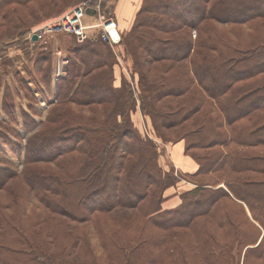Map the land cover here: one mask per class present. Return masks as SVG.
Here are the masks:
<instances>
[{
  "label": "trees",
  "instance_id": "1",
  "mask_svg": "<svg viewBox=\"0 0 264 264\" xmlns=\"http://www.w3.org/2000/svg\"><path fill=\"white\" fill-rule=\"evenodd\" d=\"M36 1L0 0L3 30L20 32L29 27L25 16L33 20L49 16L62 9L65 0ZM21 7L27 9L25 16ZM260 20H264V0H143L121 41L125 55L133 59L135 84L123 75L116 84L115 67L120 65L116 55L108 49V56H101L94 48L106 46L102 40L83 44L72 36L66 49V75L55 85L52 51L39 46L32 54L25 47L29 63L24 69L34 88L16 70L20 82L35 102L40 95L53 105L45 125L28 139L22 178L39 202L64 220L31 232L20 215L7 211L9 204L0 203V264H264V79L259 78L264 73V25L258 24ZM183 27L190 33L180 32ZM147 55L152 60L187 59L189 72L167 75L149 69ZM91 56L96 59L91 61ZM100 58L106 68L94 72ZM3 64L14 65L10 59ZM193 86L203 95L195 94ZM90 92L109 105L104 118H86L71 108L91 102L83 99ZM165 95L185 98L175 104L179 106L160 105ZM10 96L5 95L4 112L20 125ZM138 102L162 136L163 128H177L181 134L176 140H185L187 154L198 164L191 175L194 185L180 193L181 202L174 208L163 206L164 194L181 186L182 172L176 176L174 167L164 170L156 146L137 130L133 117ZM204 104L210 109L192 119ZM20 117L31 130L34 124L28 115ZM7 124L0 121L19 138L20 132ZM0 137L21 155L17 141L1 131ZM74 151L85 154L75 169L51 176L36 168L37 162ZM3 161L0 157V164ZM12 177L20 178L0 167V189ZM129 207H137L145 222L117 221L116 230L112 225L99 228L101 263L91 251L86 252V260L71 258L84 238L81 231L64 229V223L81 224ZM175 230L182 231L184 239Z\"/></svg>",
  "mask_w": 264,
  "mask_h": 264
},
{
  "label": "rangeland",
  "instance_id": "2",
  "mask_svg": "<svg viewBox=\"0 0 264 264\" xmlns=\"http://www.w3.org/2000/svg\"><path fill=\"white\" fill-rule=\"evenodd\" d=\"M64 1V0H63ZM68 1V2H67ZM65 0L62 5V9L55 11L53 14H50L49 16H43L39 20H33L32 18H29L25 16L27 14L26 8H20L22 11L23 16H25V21L29 24V27L22 29V31H18L13 28L3 30L2 26L0 25V75L2 76V85L0 88V121L4 122L7 121L8 127L17 129L21 136L19 138L15 137L9 130H5L2 126H0V131L5 134V136L9 137L10 139H13L14 141H17L18 144H20L21 147V155L16 154V151H11L3 142L0 137V145L2 146V150L0 151V157L4 160L3 163L0 164V167H3L5 170L11 173H16L19 175L20 178L12 177L6 179V186L5 188L0 189V203L1 205L9 204V208L7 211L9 212H15L17 215L22 218V221L24 224L28 225V228L31 230V232H35V230H42V228H45L46 226H58L56 225L57 222L60 220H64L63 217L57 216L53 213H50L44 206L39 202V199L35 196L32 190L23 182V170L25 166V148L28 143V139L31 135L38 132L43 124L45 125L47 118L50 114V109L52 108L53 103H47V105L43 102H35L33 98H31L29 95H27L28 91L25 88L24 85L20 82V77L17 74L16 70H19L25 77L28 75L25 73V67L28 65L29 60L27 59L25 55V47H28V49H31V53L33 54V49L39 47L35 46L32 47V42L30 40V35L33 32L34 29H37L42 25V23L48 19L55 18L57 16H60L64 11H66L68 8L75 6L76 4L85 1V0ZM103 8L102 11L104 15L106 16H114L110 11V8L105 5V0H102ZM40 0H37L36 3H39ZM109 10V11H108ZM25 11V12H24ZM116 18V17H115ZM89 20L92 22L95 21V18H90ZM258 24L264 25V20L258 21ZM133 26V25H132ZM132 28V27H131ZM130 28V29H131ZM243 28V27H241ZM240 27L237 26L235 29L241 30ZM129 29V30H130ZM183 31L180 30V32H183L184 34L190 33V29H186L185 27L181 28ZM245 29V28H244ZM247 29V28H246ZM127 31H121V35L123 37L124 32ZM8 31V32H6ZM228 31V30H226ZM225 31V32H226ZM4 33V34H3ZM247 32H245L246 34ZM234 36H236V33H234ZM192 35L196 37V31H192ZM167 36V35H165ZM255 36V33H252V37ZM248 39V37H247ZM101 39L98 37V29H94L91 32L90 37L85 40L84 43L88 42H98ZM249 40V39H248ZM79 43V42H78ZM106 45V44H105ZM65 50H63V54L65 56H69L67 53L66 46L64 47ZM95 50L98 51V55L101 56H108L109 50H112L113 54L116 55L118 59L119 66H116V84H119L120 78L122 75L132 81V83L135 84V78L132 75V71L130 69V66L133 64V59L129 55H125L124 50V43L121 42L118 45L111 46L107 43L106 46L104 45H96ZM41 50H44L41 47ZM62 54V55H63ZM54 61L57 60V57L54 56L52 53ZM145 55V54H144ZM59 58V57H58ZM61 58V57H60ZM75 55H72L71 59L73 61L76 60ZM7 59H10L13 61V64L5 65L3 62ZM96 58L91 56V61H94ZM146 65L149 66V69L152 68V70L161 71L169 75L173 73H178L180 75L184 76V72H189V62L187 59H180V60H152L149 58V56H146ZM100 64L96 69H94V72H99L103 69H105V65L103 64L102 58H100ZM77 62V61H75ZM107 64H109V60L107 61ZM253 67V66H252ZM120 74V75H119ZM29 78V76H28ZM259 78L264 79V73H262ZM135 86V85H134ZM102 90V89H101ZM192 91L195 92V94H202V89L196 87H192ZM170 92H164L168 93ZM6 94H11L10 102L15 104V109L17 111V114L19 115V124L17 125L12 118L8 117V115L4 112L3 109V103L6 101ZM94 93H86L85 96H83V99H85L87 102L92 100L91 102L84 103V104H73L71 105V108L85 116L86 118H90L92 116H99L101 118H104L106 116V113L109 111V105H103L99 102L98 97H93ZM104 96V93H103ZM107 97V93L105 94ZM162 96V95H160ZM184 96H178L175 98L167 97L166 95L163 97L162 101L159 102V104L163 105V102H170L171 104L175 105L178 104L180 99H183ZM185 98V97H184ZM98 100V101H97ZM40 101V100H39ZM93 101H96L93 103ZM40 104V106H39ZM165 105V104H164ZM205 106L200 110L196 117L193 116L192 119L197 118V116H202L203 113H205L207 110L210 109L209 105L204 104ZM179 106V105H175ZM208 108V109H207ZM207 109V110H206ZM21 113H26L30 120H32L34 125L32 126L31 130H26L27 127L22 125V118ZM211 113H214V116H218V113L216 111H212ZM14 121V122H13ZM133 122L137 128V130L140 132L141 136L144 138H147V140H150L157 149L158 153V162L163 167L164 170H168L169 168L174 167L175 175L177 176V171H181L183 177L180 178L181 186L176 189L175 191L171 192V188L167 189L165 191L164 196L167 197L166 200L163 203V206L165 208H174L178 206V204L181 202L180 199V193L187 190L190 186H193V178L191 175L195 173V171L198 168V164L194 158H192L189 154H187L185 150V155L188 157H191L193 162L197 165V168L193 171L178 168L173 160L172 152H171V146L173 144L179 143V142H185V140H176L178 136H180L181 133L177 132V128H163L162 131L165 135H161L158 133V131L155 128L154 121L145 116L140 108L139 102H138V108L137 112L134 114ZM188 125L190 122L187 123ZM167 138V139H166ZM175 140V141H174ZM119 152H116L113 154V157L115 155L117 156ZM85 156L84 151H74L73 153L69 155H60L54 159H47L40 162H37V167L39 169L46 170L51 176H56L58 174L65 173L67 170L75 169L76 166H79V160L82 159ZM68 161V162H67ZM62 163V164H61ZM35 167V166H34ZM23 171V172H22ZM22 172V173H21ZM179 177V176H178ZM98 184V183H96ZM102 185V184H100ZM223 186V185H220ZM174 190V189H173ZM176 197L177 200H171ZM0 205V214L3 212L2 206ZM137 218H140L139 220ZM117 221L121 222H137V223H143L145 222L143 218L140 216V212L137 209V207H129V208H115L113 211H111L108 214H98L93 220L85 221L81 224H76L75 222L63 224V228L70 230V231H81L84 241L81 243L80 247L72 252L70 255L72 259L83 261L88 259L89 254H87V251H91L93 254H95V257L99 259V262L101 263V257L103 256V249L101 246L102 239L99 235V228H106L108 229V225H112L113 229L116 230L120 227L119 224H116ZM143 221V222H142ZM62 222V221H61ZM21 223V222H20ZM29 230V231H30ZM174 234L179 235L180 237H183V232L179 230H175ZM189 238V237H187ZM37 239H41L38 238ZM40 241V240H38ZM190 241V240H189ZM192 242V240L190 241ZM185 245V244H184ZM8 261L11 259L9 255H5V257ZM252 262V260H250ZM5 264H9L6 263Z\"/></svg>",
  "mask_w": 264,
  "mask_h": 264
},
{
  "label": "built area",
  "instance_id": "3",
  "mask_svg": "<svg viewBox=\"0 0 264 264\" xmlns=\"http://www.w3.org/2000/svg\"><path fill=\"white\" fill-rule=\"evenodd\" d=\"M102 2V0L82 1L68 8L60 16L44 21L31 33L32 47L41 46L47 51H52L57 57L53 69L54 83L66 75V66L69 62L68 57L63 54L62 48L51 46L50 41L55 35L69 34L75 37L77 42L82 43L90 37L94 29H98V37L102 41L111 46L121 43L122 35L118 21L112 15H104ZM89 17L96 20L92 22ZM34 35L38 36L37 40H33Z\"/></svg>",
  "mask_w": 264,
  "mask_h": 264
},
{
  "label": "crops",
  "instance_id": "4",
  "mask_svg": "<svg viewBox=\"0 0 264 264\" xmlns=\"http://www.w3.org/2000/svg\"><path fill=\"white\" fill-rule=\"evenodd\" d=\"M142 2L143 0H105V5L108 7V9L110 8L111 10L110 12L113 15H115L118 21L120 30L127 31L132 27L136 14L142 5ZM71 41H72L71 35L62 33V34L55 35L51 39L50 43L52 47H55V48L59 47L65 50L64 47L66 46L67 48L69 43H71ZM53 69H54V65H53ZM26 79L28 80L29 85L34 88V84L31 78L30 77L28 78L27 76ZM53 80H54V77H53ZM53 84L55 85L56 83H54L53 81ZM38 96L40 99L39 102H43L47 105L48 102H46L40 95ZM171 152H172L174 163L178 168L184 169L185 167V169L191 170V171L197 168V165L195 164V162H193L191 157H188L185 155V142H179V143L173 144L171 146ZM173 191L174 190L171 189L170 193H172ZM171 200H177V199L175 197L174 199H171Z\"/></svg>",
  "mask_w": 264,
  "mask_h": 264
},
{
  "label": "water",
  "instance_id": "5",
  "mask_svg": "<svg viewBox=\"0 0 264 264\" xmlns=\"http://www.w3.org/2000/svg\"><path fill=\"white\" fill-rule=\"evenodd\" d=\"M38 39V36L37 35H34L33 36V40H37Z\"/></svg>",
  "mask_w": 264,
  "mask_h": 264
}]
</instances>
